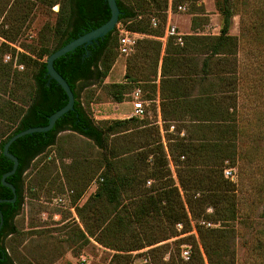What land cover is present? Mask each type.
<instances>
[{
  "label": "trees",
  "instance_id": "obj_1",
  "mask_svg": "<svg viewBox=\"0 0 264 264\" xmlns=\"http://www.w3.org/2000/svg\"><path fill=\"white\" fill-rule=\"evenodd\" d=\"M116 1L120 10L118 25L152 38L138 41L132 54L126 57L123 81L107 85V93L115 102L122 103L130 90L144 87L149 91L145 100H152L160 65L162 120L169 128L166 109H190L195 136L185 134L173 140L167 155L160 141L149 143L146 136L138 144L124 141L114 145V136L129 130L138 119L95 124L83 105L82 93L92 86L104 85L110 76L118 54L116 27L93 44L78 47L56 59L54 69L73 92L74 107L49 132L26 135L9 147V153L18 160V167L6 182L15 187L17 198L13 204L0 203L3 218L0 264H14L4 242L15 234L14 218L23 203L22 175L36 158L55 145L63 131L89 139L104 155L105 162L98 175L102 181L78 213L88 236L114 252L109 264H133L131 253L145 248L149 249L141 254L147 264H205L202 253L208 264H236L234 243L238 230L240 227L252 229L251 213L261 210L264 219V182L256 186L252 202L248 198L244 203L238 195V185L223 175L225 168H232L236 163L237 140L242 133L236 110L240 80L233 70L239 39L229 33L237 0H215L222 19L219 35H185L182 44L175 37H168L164 48L155 38L164 36L168 8L198 0ZM56 4L60 9L55 26H44L38 48H29L28 55L19 54L16 65L24 66L23 72L17 74L11 64L3 63L5 53L12 50L14 55L15 50L0 43V91L8 95L7 100H0V118L10 126L0 138V199L13 197L12 191L1 184L2 175L13 166L3 155L4 144L23 130L46 126L48 118L67 104L65 92L47 76V58L110 18L106 0H0V16L4 14L0 36L5 41H14L23 25L31 20L34 9L50 11ZM152 18L157 20L155 28L151 26ZM30 74L32 84L27 86L22 80H27ZM209 74H214L219 82L206 84ZM197 84L201 89L191 98L190 90ZM164 86L170 88L169 94L164 93ZM174 122V130L180 134ZM168 156L176 167L177 182ZM93 177V174L86 177L74 172L67 176L75 192L74 202L84 195ZM52 181L56 188L61 186L57 179ZM149 181L152 183L147 186ZM39 188L48 190L44 182ZM208 209L212 212L208 213ZM190 220L221 223L223 227L197 225L198 241L191 235L185 239H191L188 260L179 258V251L165 260L169 244L160 243L190 232ZM178 224L182 226L179 233ZM245 245L249 264H264V221Z\"/></svg>",
  "mask_w": 264,
  "mask_h": 264
},
{
  "label": "rangeland",
  "instance_id": "obj_2",
  "mask_svg": "<svg viewBox=\"0 0 264 264\" xmlns=\"http://www.w3.org/2000/svg\"><path fill=\"white\" fill-rule=\"evenodd\" d=\"M179 6L185 7V11L179 12L178 6L172 7L173 14L169 20L170 26H175L179 34L182 36L219 35L222 19L216 9L215 0L188 1L180 3ZM236 6L229 33L239 39L238 51L233 57L235 58L233 70L240 80L236 110L237 123L242 128V133L237 140L236 163L232 166L234 176L227 179L238 185L240 200L244 202L249 198L252 202L250 199L257 190L256 186L264 182V0H237ZM59 9V4L54 5L50 11L37 7L33 11L31 20L23 25L21 33L14 41H5L0 36V43H5L15 50L14 55L12 50L7 52L13 58L12 62L7 63L11 64L12 71L15 70L17 74L24 71L15 66L18 64L19 54L28 55L29 48L39 47L42 29L46 25L51 28L55 26ZM193 10L197 11L193 14ZM3 17L4 14L0 16V32ZM118 26L117 24L116 28ZM51 44H54V41ZM4 56L3 63H5ZM125 60L126 57L118 53L110 76L105 79L104 85L92 86L83 92L84 94L82 93L85 109L99 126L102 122L130 119L134 89L124 96L122 103H117L109 96L106 88L111 83L123 81ZM28 76L27 80H21L26 83L25 85L30 86L32 75ZM9 87L17 89L14 84H9ZM140 90L142 99L145 100L148 91L144 87H140ZM7 98L8 95L0 91V100L5 101ZM9 127L0 118V138L9 130ZM128 129L114 136V145L124 141L129 144H138L146 136L149 143L160 141L168 155V145L181 137L173 127L167 128V125L159 120L154 104L151 103L146 105L145 117L136 120ZM168 159L172 176L177 182L176 167L169 156ZM180 161L182 158L179 159ZM104 162V155L92 141L72 131H63L58 135L55 145L31 163L22 175L23 203L14 218L15 234L8 236L4 242L14 264L110 263L114 252L88 236L78 213V209L82 208L88 197L94 194L101 183L102 178L98 175L102 171ZM73 172L75 175L83 174L86 177L90 174L94 175L84 195L76 202H74L75 192L71 184L67 182V176ZM54 179L59 181L61 185L59 188L52 183ZM42 182L48 190L39 188ZM151 183L152 181H149V184ZM149 184L147 182L146 185L150 186ZM58 197L63 198L64 203L59 204L56 200ZM260 211L251 213L252 229L240 227L237 232L234 243L236 264H249L245 242L251 240L252 232L258 230L264 221ZM207 212L210 213L212 210L208 209ZM200 222L202 221L190 220V232L160 243L169 244L165 260L171 253L179 251V258L187 261L182 257L181 251L184 245H188L191 249V239L185 241L189 235L198 241L196 226H202ZM220 227L222 228L223 224H212L209 228ZM176 229L179 233L182 229L181 224L176 225ZM148 249L132 252L133 264H147L142 254ZM202 256L205 264H208L203 253Z\"/></svg>",
  "mask_w": 264,
  "mask_h": 264
},
{
  "label": "water",
  "instance_id": "obj_3",
  "mask_svg": "<svg viewBox=\"0 0 264 264\" xmlns=\"http://www.w3.org/2000/svg\"><path fill=\"white\" fill-rule=\"evenodd\" d=\"M108 8L110 10V18L109 20L103 24L102 26L91 30L90 32L79 36L78 38H76L75 40L69 42L68 44L64 45L63 47L55 50L46 60V71H47V76L49 77L50 80H53L57 83V85H59L62 90L65 92L66 96H67V104L60 110H58L57 112H55L54 114H52L49 118H48V124L46 126H41V127H32L26 130H23L15 135H13L3 146V155L9 159L12 163V169L3 174L1 177V184L4 187L9 188L12 191L13 197L11 199H0V203H10L13 204L16 201V191H15V187L9 183L6 182V178L12 176L15 174L17 167H18V160L17 158L9 153V147L11 146V144L13 142H15L17 139L24 137L26 135H31L34 133H46L49 132L55 125L56 121L61 118L63 115H65L66 113H68L69 111L73 110L74 107V95L73 92L71 91L69 85L67 84V82L62 78V76L54 69V61L60 57H62L63 55L72 52L73 50H75L78 47L81 46H88L93 44L95 41H97L98 39L103 38L104 36H106L108 33L112 32L114 30V28L116 27V25L118 24V18L120 15V10L117 6V1L116 0H106ZM3 223V218H2V214L0 212V228L2 226Z\"/></svg>",
  "mask_w": 264,
  "mask_h": 264
},
{
  "label": "built area",
  "instance_id": "obj_4",
  "mask_svg": "<svg viewBox=\"0 0 264 264\" xmlns=\"http://www.w3.org/2000/svg\"><path fill=\"white\" fill-rule=\"evenodd\" d=\"M178 11L179 12H184L185 11V7L183 6H178ZM172 9L171 7L168 8L167 11V15H172ZM151 26L153 28L157 27V20L155 18L151 19ZM117 31H118V53L120 56H129L130 54H132V52L134 51L138 41L143 37L142 34L139 33H135V32H130L127 31L125 28H123L121 25H119L117 27ZM165 36L168 37H175L177 39V42L182 44V35L179 34L176 31V27L175 26H170V24L168 23L166 25V31H165ZM12 61V58L10 55H5L4 56V62L5 63H9ZM16 62H14L15 64ZM16 67H18L19 69H23L22 65H16ZM132 112L129 115L130 118H135V119H143L146 115V105L147 102L145 100L142 99V92L140 89H135L133 94H132ZM223 174L226 178H231L234 176V172L232 168H225L223 171ZM102 181V180H100ZM149 184V182H148ZM96 188V183L94 184V189ZM57 202L59 204L64 203V199L61 197H58ZM200 225L205 226L207 228L212 226V223L210 222H205L202 221L200 222ZM179 226V224H178ZM195 232V230H194ZM181 255L184 259L188 260L189 256H190V247L188 245H184L183 249L181 251Z\"/></svg>",
  "mask_w": 264,
  "mask_h": 264
},
{
  "label": "crops",
  "instance_id": "obj_5",
  "mask_svg": "<svg viewBox=\"0 0 264 264\" xmlns=\"http://www.w3.org/2000/svg\"><path fill=\"white\" fill-rule=\"evenodd\" d=\"M171 16L172 15H169V16L167 15L165 29H164V36L162 38H155V39L159 40L160 42H162L163 48H164L165 43L167 41V37L165 36L166 25L169 23V20H170ZM143 38H152V37L143 35V37L141 39H143ZM199 66H200V62H199ZM123 67H124V70H125V64L123 65ZM205 79H206L205 80L206 84H209V83L216 84V83L219 82L214 74L207 75V77ZM159 82H160V65H159V68H158L157 80L155 82V84H156L155 95L153 96L152 100H145V101L147 102V104L148 103L154 104L155 113L157 114V117L159 118V120L162 123H164V121L162 120V113H161V99H160L161 90H160ZM169 89L170 88H168L167 86H164V88H163L164 93L165 94H169L168 93ZM200 89H201L200 85H198V84L195 85L193 87V89L190 90L191 98L195 97L198 94ZM148 94L149 93H147V95ZM191 107H192V105H191ZM193 109H195V107ZM189 110L190 109H186V110L183 111L182 108L178 109L177 111H173L172 109H166V113H167L168 119L170 120V121H167V122L169 124L171 123L170 127H173V129H174L173 125L175 124L174 121H176L177 122V127L181 130V133H180L181 136L187 134V136H192L193 137V136H195V133H196L195 132L196 129L194 127L195 122L193 121V118H192L191 113H190Z\"/></svg>",
  "mask_w": 264,
  "mask_h": 264
}]
</instances>
